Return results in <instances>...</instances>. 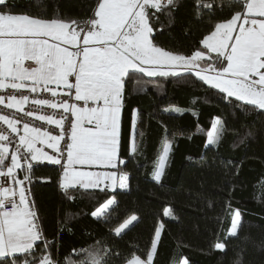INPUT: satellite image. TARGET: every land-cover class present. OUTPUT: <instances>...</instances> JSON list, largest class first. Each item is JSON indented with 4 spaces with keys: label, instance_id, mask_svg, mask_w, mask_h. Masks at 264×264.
<instances>
[{
    "label": "snow or ice",
    "instance_id": "obj_1",
    "mask_svg": "<svg viewBox=\"0 0 264 264\" xmlns=\"http://www.w3.org/2000/svg\"><path fill=\"white\" fill-rule=\"evenodd\" d=\"M35 3L39 8L42 0ZM192 4L193 19L185 34L195 25L206 26L207 31L199 40L200 47L188 55L157 42V33L164 28L156 27L157 14L166 16L171 26L181 0H95L91 15L84 20L62 17L58 9L51 18L43 10L17 12L15 0H0V105L22 113H0V123L10 130L0 129V178H4L0 184V264H153L163 222L155 227L146 258L135 252L124 256L100 238L88 247L73 249L61 261L53 248L68 221L60 223L57 238L49 240L39 209L30 199L36 166L45 161L60 165L59 187L69 200L75 199L79 189H99L107 195L106 189L128 187L122 156L126 78L138 79L143 74L183 79V73L194 72L203 84L223 94L220 98L233 108V115L235 109L245 116L264 115V0H192ZM225 11L230 18L219 19ZM199 61L207 63L196 71ZM43 93H50L51 98ZM29 102L58 111L37 114L25 109ZM163 111L182 115L185 110L168 107ZM142 115L132 110L129 155L138 153L144 136L139 126ZM227 131L224 121L214 118L205 149L218 146ZM253 136L249 131L239 144ZM172 143L165 139L154 165L157 184L165 175ZM37 145L52 149L53 154ZM205 159L202 154L200 160ZM94 167L103 171L90 170ZM114 205L115 197H110L91 216L123 239L140 222L139 217L127 215L111 227ZM164 215L170 216L168 207ZM229 215L225 241L238 239L241 228L240 210ZM210 247L224 252L227 245L217 239ZM181 264L189 262L182 259ZM234 264H242V256Z\"/></svg>",
    "mask_w": 264,
    "mask_h": 264
},
{
    "label": "trees",
    "instance_id": "obj_2",
    "mask_svg": "<svg viewBox=\"0 0 264 264\" xmlns=\"http://www.w3.org/2000/svg\"><path fill=\"white\" fill-rule=\"evenodd\" d=\"M94 3L95 0H42L38 8L35 0H15L17 12L43 10L51 18L58 9L62 17L80 20L91 15ZM192 8V0H181V6L173 12L171 26L166 16L157 14L156 27L164 25L163 31L157 33L160 45L188 55L200 47L206 26H192L188 34L184 31L193 19ZM218 18L230 16L225 11ZM203 63L206 65L207 61ZM182 75L185 78H152L143 74H138V79L126 78L122 114V156L126 161L124 170L129 173L126 190H106L105 195L99 190L79 189L74 193L75 199L69 200L59 187L62 170L46 163L36 166V178L30 188L47 238H57L60 223L68 221L59 234V244L53 248L59 260L100 238L124 256L135 252L146 258L155 227L163 222L162 242L153 264H181L182 259L189 264H234L241 256L242 264H264V115L253 112L245 116L239 109L233 115V108L220 98L223 94L218 90L203 84L191 72ZM168 107L185 111L182 115L164 112ZM133 109L143 114L139 126L144 136L138 153L129 155L127 141ZM216 117L224 121L228 131L218 146L205 149L207 133ZM249 131L254 136L239 144ZM166 138L173 143L165 175L157 184L153 179L154 165ZM202 154L206 157L203 161ZM110 197L116 200L111 227L127 215L139 217L140 222L126 231L123 239L91 216ZM165 207L170 209V216L164 215ZM236 209L241 212L239 238L225 241L232 219L229 213ZM217 239L226 243V251L210 247Z\"/></svg>",
    "mask_w": 264,
    "mask_h": 264
},
{
    "label": "built area",
    "instance_id": "obj_3",
    "mask_svg": "<svg viewBox=\"0 0 264 264\" xmlns=\"http://www.w3.org/2000/svg\"><path fill=\"white\" fill-rule=\"evenodd\" d=\"M9 91H11V90H9ZM33 95H37V94H33ZM41 95H45V96H48V97L51 98V94L50 93H43ZM52 99H57V98H52ZM25 109L26 110L34 109V110L37 111V114H43V113H49V112L58 111V110L48 109L46 107L34 106V105L31 104V102H29L25 106ZM0 113H3V114L14 113L15 115L22 116V113H15L14 109H5V108H3L2 105H0ZM26 119H30V120L33 121V123H36V124H42L43 123V122L35 121L34 118H26ZM44 127L48 128L49 130H52L54 132H58L59 131L58 129L55 128V126L44 125ZM0 129H4V130H7V131H10V130L7 129V126L3 125L2 123H0ZM42 148H44V150L47 151L49 154H53L52 149L46 148L44 146H42ZM56 155H58V153H56ZM47 164H49V163H47ZM49 165H51L53 167H57L59 170H61L60 165H53V164H49ZM3 183H4V178H0V184H3ZM8 186H12V185H8ZM29 187H30V185H29ZM17 199H18V197H17ZM30 199H32V195H31Z\"/></svg>",
    "mask_w": 264,
    "mask_h": 264
},
{
    "label": "crops",
    "instance_id": "obj_4",
    "mask_svg": "<svg viewBox=\"0 0 264 264\" xmlns=\"http://www.w3.org/2000/svg\"><path fill=\"white\" fill-rule=\"evenodd\" d=\"M37 147H42V145H37ZM43 163H46L47 164V162L45 161V162H43ZM78 168L80 167V166H77ZM90 170H92V171H103V169H98V168H92V169H90ZM127 188H125V189H120L119 187H117V189L116 190H118V191H124V190H126ZM91 190H99V189H91ZM107 190V189H106ZM110 191V190H109Z\"/></svg>",
    "mask_w": 264,
    "mask_h": 264
},
{
    "label": "rangeland",
    "instance_id": "obj_5",
    "mask_svg": "<svg viewBox=\"0 0 264 264\" xmlns=\"http://www.w3.org/2000/svg\"><path fill=\"white\" fill-rule=\"evenodd\" d=\"M199 67H197L196 71H200L201 68L205 67V64L203 63V61H199L198 62ZM194 74V72H191ZM195 75V74H194ZM196 76V75H195ZM197 77V76H196ZM198 78V77H197Z\"/></svg>",
    "mask_w": 264,
    "mask_h": 264
}]
</instances>
